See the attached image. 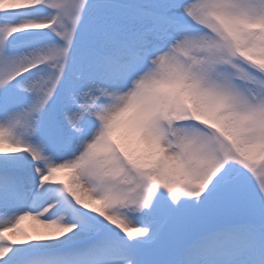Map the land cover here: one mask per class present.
<instances>
[{
  "label": "snow or ice",
  "instance_id": "1",
  "mask_svg": "<svg viewBox=\"0 0 264 264\" xmlns=\"http://www.w3.org/2000/svg\"><path fill=\"white\" fill-rule=\"evenodd\" d=\"M0 264H264V0H0Z\"/></svg>",
  "mask_w": 264,
  "mask_h": 264
},
{
  "label": "bare ground",
  "instance_id": "2",
  "mask_svg": "<svg viewBox=\"0 0 264 264\" xmlns=\"http://www.w3.org/2000/svg\"><path fill=\"white\" fill-rule=\"evenodd\" d=\"M21 229L25 230V231H28L29 233L32 232V230L34 228H37L39 227V225L35 224L34 221L32 220H26L24 222H22V224L20 225Z\"/></svg>",
  "mask_w": 264,
  "mask_h": 264
}]
</instances>
